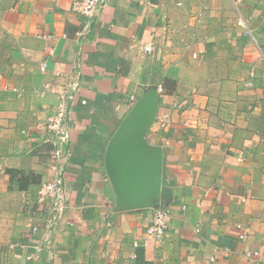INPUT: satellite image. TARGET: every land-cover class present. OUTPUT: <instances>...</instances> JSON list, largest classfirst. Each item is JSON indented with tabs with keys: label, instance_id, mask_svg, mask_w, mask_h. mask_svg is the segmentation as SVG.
<instances>
[{
	"label": "crops",
	"instance_id": "0c3cea01",
	"mask_svg": "<svg viewBox=\"0 0 264 264\" xmlns=\"http://www.w3.org/2000/svg\"><path fill=\"white\" fill-rule=\"evenodd\" d=\"M72 1L0 0V264H264V0H241L239 14L232 0H108L94 20ZM78 58L66 207L50 223L37 198L58 103L46 87ZM146 93L155 181L131 203L106 150L130 96ZM158 208L170 220L156 242Z\"/></svg>",
	"mask_w": 264,
	"mask_h": 264
},
{
	"label": "built area",
	"instance_id": "2783aa9c",
	"mask_svg": "<svg viewBox=\"0 0 264 264\" xmlns=\"http://www.w3.org/2000/svg\"><path fill=\"white\" fill-rule=\"evenodd\" d=\"M108 0H73L71 11L83 15L89 20H94L102 12ZM241 0H232V4L239 14ZM140 5H153V0H139ZM237 26L243 27L247 32L248 29L244 20L239 16L236 22ZM80 39L83 33L79 34ZM142 50L145 54H152L154 48L150 44L143 45ZM196 58V54L192 56ZM81 60L78 58L72 65V69L63 76L65 83L60 87L48 85L47 91L54 94L58 98L55 111L50 114L44 122V128L51 136V144L53 146L50 153V162L48 165L49 178L42 182L37 191L39 202L47 203L48 213L51 215L50 223H54L62 216L66 207V196L64 193L63 183L65 180V169L68 158L70 156L69 144L71 141L69 121L71 119V108L80 90ZM41 71L45 70V65L41 66ZM56 76L60 74L56 73ZM161 91V89H159ZM134 96H130L129 105L132 107L136 102ZM170 220V211L167 208H158L154 210L152 224L147 230V234L154 241L159 242L164 237ZM49 223V225H50ZM237 229L241 226L237 225ZM244 235L240 234L239 239H244ZM46 247H50L49 239L46 241ZM255 254V253H254Z\"/></svg>",
	"mask_w": 264,
	"mask_h": 264
},
{
	"label": "water",
	"instance_id": "95a60500",
	"mask_svg": "<svg viewBox=\"0 0 264 264\" xmlns=\"http://www.w3.org/2000/svg\"><path fill=\"white\" fill-rule=\"evenodd\" d=\"M156 103L154 93L136 100L106 150L107 174L118 197L126 202L146 203L145 193L153 184L155 158L142 137L155 116Z\"/></svg>",
	"mask_w": 264,
	"mask_h": 264
}]
</instances>
